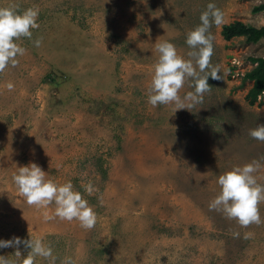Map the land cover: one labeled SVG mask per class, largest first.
<instances>
[{
  "label": "rangeland",
  "instance_id": "1",
  "mask_svg": "<svg viewBox=\"0 0 264 264\" xmlns=\"http://www.w3.org/2000/svg\"><path fill=\"white\" fill-rule=\"evenodd\" d=\"M209 2L0 0L39 9L32 37L17 40L24 54L0 72V239L42 237L57 264H264V222L242 226L208 207L220 174L264 157V141L249 134L264 124V93L251 102L245 80L252 58L264 57V38L223 34L235 21L264 26L253 12L263 1L213 0L223 13L209 28L220 79L208 78L200 103L148 102L156 43L168 40L191 59L187 34ZM189 91L186 79L179 95ZM30 162L45 179L71 180L97 214L92 228L45 220L54 204L27 203L13 175ZM255 175L264 184V166ZM258 208L264 220V201Z\"/></svg>",
  "mask_w": 264,
  "mask_h": 264
},
{
  "label": "clouds",
  "instance_id": "2",
  "mask_svg": "<svg viewBox=\"0 0 264 264\" xmlns=\"http://www.w3.org/2000/svg\"><path fill=\"white\" fill-rule=\"evenodd\" d=\"M38 15L39 9L35 7L23 11H18L14 7H0V72L9 65L14 66L18 63L17 57L23 55L25 49L17 40L20 37H32L31 30L39 26ZM222 19L223 13L213 0H210L206 10L201 13V23L187 34L186 43L191 49L188 56L191 59L179 55L175 45L168 40L156 43L159 56L154 64L148 88V102L151 105L174 102L178 110L194 107L202 101L203 94L211 89L208 78L220 79L219 69L210 64L213 44L209 28L212 23L220 24ZM34 44L38 47L41 40L36 39ZM209 69L211 70L208 71ZM186 79L192 80L194 91H189L181 97L179 92ZM12 87L13 85L9 83L8 88ZM249 134L257 140L264 141V124H257L250 129ZM261 160H264V157ZM261 160L235 166L220 174L217 178L220 190L210 200L208 207L222 211L228 218L235 219L242 226L264 222L258 208L259 203L264 201V184L259 183L255 175L258 169L264 166ZM13 180L28 204L44 208L55 205L54 214L45 215V220L54 217L68 221L77 219L82 227L94 226L97 214L87 199L74 189L71 180L58 184L52 179H45V171L35 162L17 167ZM92 190L93 187L89 184L87 191L91 193ZM20 245L29 249L25 255L19 251ZM4 247H15L17 250L14 258L0 255V264H36V257L44 258L47 264H57L52 247L46 244L42 237L25 240L14 236L11 239H0V248ZM61 264H72V260L66 257Z\"/></svg>",
  "mask_w": 264,
  "mask_h": 264
},
{
  "label": "trees",
  "instance_id": "3",
  "mask_svg": "<svg viewBox=\"0 0 264 264\" xmlns=\"http://www.w3.org/2000/svg\"><path fill=\"white\" fill-rule=\"evenodd\" d=\"M262 1L261 4L253 8V12L264 14V0ZM223 34L227 39L234 36H244L248 42L255 43L264 38V26L257 28L235 21L223 27ZM252 62L255 66L245 75V80L253 83L247 95L251 102L264 93V57L252 58Z\"/></svg>",
  "mask_w": 264,
  "mask_h": 264
}]
</instances>
